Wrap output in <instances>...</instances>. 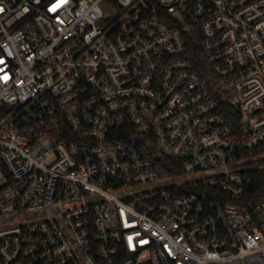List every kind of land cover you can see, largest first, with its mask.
<instances>
[{
	"label": "built area",
	"instance_id": "obj_1",
	"mask_svg": "<svg viewBox=\"0 0 264 264\" xmlns=\"http://www.w3.org/2000/svg\"><path fill=\"white\" fill-rule=\"evenodd\" d=\"M251 165L264 0H0V264H264Z\"/></svg>",
	"mask_w": 264,
	"mask_h": 264
},
{
	"label": "trees",
	"instance_id": "obj_2",
	"mask_svg": "<svg viewBox=\"0 0 264 264\" xmlns=\"http://www.w3.org/2000/svg\"><path fill=\"white\" fill-rule=\"evenodd\" d=\"M194 62L198 70L203 73L202 76L209 80L206 64H204L200 54L197 53ZM243 177L246 184L244 201L255 203L264 199V166L251 165Z\"/></svg>",
	"mask_w": 264,
	"mask_h": 264
}]
</instances>
